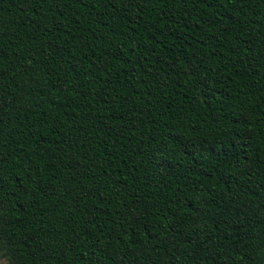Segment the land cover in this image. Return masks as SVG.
Listing matches in <instances>:
<instances>
[{"label":"trees","instance_id":"obj_1","mask_svg":"<svg viewBox=\"0 0 264 264\" xmlns=\"http://www.w3.org/2000/svg\"><path fill=\"white\" fill-rule=\"evenodd\" d=\"M7 264H264V0H0Z\"/></svg>","mask_w":264,"mask_h":264},{"label":"rangeland","instance_id":"obj_2","mask_svg":"<svg viewBox=\"0 0 264 264\" xmlns=\"http://www.w3.org/2000/svg\"><path fill=\"white\" fill-rule=\"evenodd\" d=\"M0 264H7L6 260L0 254Z\"/></svg>","mask_w":264,"mask_h":264}]
</instances>
